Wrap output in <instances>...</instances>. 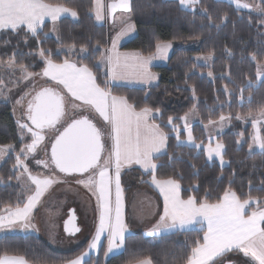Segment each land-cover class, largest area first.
I'll use <instances>...</instances> for the list:
<instances>
[{
	"label": "trees",
	"instance_id": "obj_1",
	"mask_svg": "<svg viewBox=\"0 0 264 264\" xmlns=\"http://www.w3.org/2000/svg\"><path fill=\"white\" fill-rule=\"evenodd\" d=\"M52 4H62L77 11V19L61 17L57 22L58 37L50 34L49 22L42 25V31L33 36L22 30L0 31V61L15 57L16 65H24L28 71L40 73L45 67L41 49L51 50L56 63L75 58L86 64L97 76V83L111 94L127 98L139 110L149 107L159 109L154 122L167 134L166 154L154 158L162 167L156 170L157 179L171 177L180 184L182 198L195 196L209 203L217 202L225 190H234L241 200L249 197L257 202L264 200V153L249 152L250 125L244 117L264 108V79L257 83V62L264 61V17L256 12L239 9L226 0H200L199 9L185 11L179 0H131V17L136 24V35L125 41L121 48L136 50L142 54H152L157 43H172L199 40L197 47L176 45L166 65L156 66L158 81L153 85L105 84L107 77L95 63L100 52L92 54L93 46L99 45L101 51L108 46V32L105 25L98 24L94 18V0H45ZM264 4V0L261 1ZM201 9H206L203 14ZM227 16V19L223 17ZM211 17V23L208 19ZM251 21V22H250ZM219 25V27H217ZM85 46L89 54L78 55L70 51ZM197 54H211V65L198 64ZM256 59L253 60L252 56ZM210 71L212 76L205 73ZM248 81L252 82L248 86ZM227 89V90H226ZM150 95L145 98L146 94ZM251 97V99H249ZM196 107L200 122L192 126L197 139L206 141L204 125L209 120H219L221 116L230 117L227 129L218 135L224 145L225 164L209 160L204 148L188 145L177 146V130L182 140L185 113ZM237 116L240 118L238 119ZM173 117L172 124L168 118ZM264 134V129L262 130ZM199 135V137H198ZM244 138L239 143L240 137ZM0 144H13V151L0 164V211L6 206L22 205L26 194L17 182V172L13 168L22 142L19 140L15 118L9 101L0 100ZM130 173L136 183L148 184L151 173L129 168L121 173L124 179ZM209 193V195H205ZM205 228L198 225L186 231H174L160 235L152 240L142 231L125 236L124 249L107 258L104 257L106 241L102 243L97 255L88 259V264H130L135 259L150 258L153 264H185L186 257L202 241ZM87 243L70 250L55 249L39 231L35 233H12L0 235V256L16 255L24 257L33 264H64L77 257ZM221 258V257H220Z\"/></svg>",
	"mask_w": 264,
	"mask_h": 264
},
{
	"label": "snow or ice",
	"instance_id": "obj_2",
	"mask_svg": "<svg viewBox=\"0 0 264 264\" xmlns=\"http://www.w3.org/2000/svg\"><path fill=\"white\" fill-rule=\"evenodd\" d=\"M234 3L237 10L240 8L253 9L258 15L264 17V4L251 5L241 4L240 0H227ZM200 0H179L182 10L190 11L196 8ZM109 14L115 13L117 9L124 12L132 10L131 0H113L108 5ZM96 19H104V4L102 0H94ZM203 14H207L206 9H201ZM63 14H70L76 18L78 13L74 9L63 5H52L45 0H0V30L11 29L13 31L22 30L26 27L27 32L33 36L38 35V30L42 31V24L45 17L55 23ZM211 23V17L208 16ZM227 19V16L223 17ZM251 22V21H250ZM120 30L112 38V48L101 51L99 42L93 46L92 54L100 52V57L95 66H103L106 71L103 73L107 79L105 84L114 81L135 79L141 83L149 84L156 80V75L149 71L148 64L153 59L152 56L144 57L139 53L120 54L115 51L118 40L126 36L134 28L129 20H121ZM264 23V21H262ZM219 27V25H217ZM55 30V29H53ZM171 47L170 43H157L156 48L160 55H165ZM69 50L78 55H88V49L81 45L78 51L76 46L70 45ZM47 51L49 56L51 50L41 49L40 55L44 58L45 67L42 69L44 77L63 85L67 93L75 101H81L83 105L90 106L95 113L102 118L106 128L97 127V124L82 116L79 119L73 118L67 126L60 131L56 128L60 124L64 115V97L53 89L44 88L37 92L33 100L27 105V123L17 121L21 133L31 136V143L26 144L16 155V164L13 168L23 167L28 178L35 184V191L27 197L23 206H17L13 210L11 206H6V215H0V230L15 228L19 225L22 228L32 227L30 223V213L37 206L41 196L48 187L55 181L50 178L43 180L33 176L27 164L21 160V155L25 158L29 154L37 152L38 146L47 152V145L44 144L45 136L42 130L53 128L58 133L51 144V164L59 169L61 173H88L87 179H80L78 184H84L96 195L97 208L99 209V223L95 234L89 244V252L82 253L76 259L69 261V264H88L91 250L102 247L101 237L106 233L107 248L104 257L120 250L125 245V234L128 231L122 212V188L120 183L121 168L132 163L141 165L145 172L151 173L152 183L159 189L163 196V213L159 215V220L152 229L146 233L151 237L167 234L174 231L190 230L194 225L204 226L206 231L202 237V243L196 241V246L191 249V253L186 257L185 264H216V261L229 252L242 253L246 264H264V200H262L255 211L248 213L246 206L254 198L241 200L234 190H225L223 196L216 203H209L206 199L200 200L195 196L183 199L180 195V184L171 177L167 179H157L156 170L162 165L154 162V157L161 154L164 149L166 154L167 134L159 130V125L149 124L148 119L153 112L159 113V109L149 107L140 108L127 102L125 97L111 95L97 83V76L86 64L77 66L69 60L56 63L49 57H45ZM211 55L204 57L205 60ZM199 59V58H198ZM252 59L256 57L253 55ZM0 66L9 69L16 67L15 57H10L7 62H0ZM20 71L25 73L23 79H28L34 74L27 72L24 65L19 66ZM39 75V74H37ZM211 75V73H209ZM257 78L264 79V65L258 63ZM4 81L0 80V85ZM252 82L248 81V86ZM227 90V89H226ZM150 95L147 93L145 98ZM23 99V97L21 98ZM251 99V97H249ZM17 103H21L18 100ZM74 108L80 105L73 104ZM188 113L177 119L184 120V130L187 131V140H180L179 126H174L177 130V146L188 145L197 149L201 144H197L191 133L190 125L187 123ZM264 117V111L260 113ZM239 119L240 117L237 116ZM228 117L221 116L223 122ZM173 117L168 118V123L172 124ZM259 121L253 119V127ZM212 120L208 124H214ZM207 127V125H205ZM258 131V130H257ZM24 139V136H21ZM110 140V146L106 147ZM254 143L264 153V137L258 134L253 137ZM250 149L252 145L249 146ZM224 146L217 143L215 148L207 149L208 159L213 155L220 158L223 163L222 149ZM12 145H0V157L12 151ZM37 165L43 164L49 168V162L37 160ZM110 170H112L110 172ZM19 179V177H17ZM115 187V199H112V186ZM264 187V185H262ZM206 196L209 193L205 194ZM74 215V210H73ZM67 223L65 231H69ZM75 232H79V227H74ZM0 264H27L23 257L0 256ZM99 264V259H97ZM130 264H152L150 258L135 259Z\"/></svg>",
	"mask_w": 264,
	"mask_h": 264
},
{
	"label": "rangeland",
	"instance_id": "obj_3",
	"mask_svg": "<svg viewBox=\"0 0 264 264\" xmlns=\"http://www.w3.org/2000/svg\"><path fill=\"white\" fill-rule=\"evenodd\" d=\"M227 1V0H226ZM262 0H240L241 4L248 3L251 5H256V4H261ZM48 3V2H47ZM234 4V3H232ZM62 5V4H61ZM235 5V4H234ZM65 6V5H64ZM236 6V5H235ZM67 7V6H66ZM68 8V7H67ZM94 8V5H93ZM199 9V4L196 6V10ZM248 11L255 12L253 9H245V8H240ZM51 35L58 37V30H52L50 32ZM199 44V40H189L187 42H177V45L179 47H197ZM156 50V48H155ZM154 50V52H155ZM146 55V54H144ZM149 55V54H148ZM211 54H197L195 55L196 62L198 64H203V65H211L213 56L211 55V58L208 60H205L204 57L209 56ZM199 58V59H198ZM99 59V58H98ZM97 59V60H98ZM67 60H72L75 61L78 65H80L75 58L67 59ZM0 62H7V61H0ZM261 65H264L263 62H257ZM96 64V63H95ZM102 71L105 72V68L101 66ZM27 72H30L27 70ZM33 73V72H31ZM42 73V71L40 72ZM40 73H33L34 75L32 77H29L28 79H23V76L25 73H22L20 71V68L18 65L14 69H9L5 66H0V80H3L4 83L3 85H0V100L4 101H9L11 104L12 108V114L15 118L16 126H17V131H18V137L19 140L22 142V147L21 149L26 145L31 143V136L30 134L21 133L19 125L17 121H20L21 123H27L29 126L31 125V122L27 120V105L28 102L33 99L35 94L43 88L45 85L43 82H50V77H42L39 76ZM211 73L210 71L206 72L205 74L207 76H212L209 75ZM39 74V75H37ZM49 79V80H45ZM263 79H258L257 78V83L259 84ZM43 81V82H42ZM105 89V88H104ZM108 90V89H106ZM110 92V91H109ZM111 93V92H110ZM66 95V94H65ZM113 95V94H112ZM118 96V95H116ZM23 97V99H21ZM122 97V96H121ZM18 100H21V103H17ZM71 101L75 100H69L68 98H65V108H64V115L61 117V122L60 124H57L56 127H60L61 124L67 123L68 121L72 120L75 115H78L79 113H85L88 115L93 116L95 118L93 111L89 106L83 105L81 101H75L74 104L80 105V108H74L69 107V103ZM129 103V102H128ZM130 104V103H129ZM264 111V108L258 112L251 113L249 115H246L244 117V122L246 125H250L251 133H250V145H252V148L250 149L249 147V152H261L259 147L254 143L253 137L255 135H259L261 137H264L263 134V129H264V117L260 115V113ZM188 115V120L187 123L190 125L191 128V133L194 138L195 143L201 144V148H204L206 152V156L208 158V152L207 149L209 147L215 148L217 143L222 144L221 140H219L217 137L220 135L222 132H224L228 125L230 124V117L229 119H226L225 121L221 122L220 119L214 121V124H206L207 127H205V132H206V141H203L202 139H197L196 135L193 134L192 132V126L198 122H200V116L197 112L196 107L194 106L190 111L187 112ZM226 117V116H224ZM97 118V116H96ZM102 119V118H101ZM253 119H257L259 122L256 124L255 127H253ZM182 123L184 125L185 121L182 120ZM102 127V129L106 128V125L104 124L103 120L99 123ZM55 129L53 128H45L42 130V135L45 136V141L44 144L47 145V152L42 150L41 146H38L37 152L33 154H29L27 158H25L23 155H21V160L24 161L25 164H27L29 171L33 176H36L38 179H45V178H50L54 180L55 182L52 183L48 189L44 192V194L41 196L39 203L37 206L32 210L30 213V223L32 227H29L27 229L20 227L17 225L15 228L12 229H7V230H0V235L1 233H6V234H12V233H35L39 231L41 235H43L50 243L53 245V247L57 250H70L76 247H79L80 245L87 243L86 248L82 251V253L89 252V244L92 241V238L95 234L96 227L98 226V222H96L95 226L93 225V221L88 216V218H83L82 215L80 214L79 217V224L82 227V230L74 235L72 234H67L64 230L63 224L65 219L68 216L69 211L72 208L76 209V205L78 204L77 201H75L72 197H70L67 194L66 190V184H69L72 181L80 180V179H87V176L89 175L88 173H85L83 175H73V176H65L57 173L55 171L54 166L50 162V158L48 156L49 151L48 147L50 144V140L53 138L55 134ZM258 130V131H257ZM24 136V139H21V136ZM188 133L187 131L184 130V135L182 136V140L186 141L187 140ZM199 137V135H198ZM244 141L243 136L240 137L239 143H242ZM110 140L107 142V146H110ZM0 145H12L13 144H0ZM249 145V146H250ZM224 146V145H223ZM14 148V146H13ZM199 148V149H201ZM13 151V149H12ZM21 151V150H20ZM11 151H9L6 155L3 157H0V164L3 163V161L7 158ZM224 152V148L222 149V155ZM161 155V154H160ZM49 162V168H45L43 164L37 165L36 161L37 160H44ZM209 160H216L220 164H225V159L223 157V163L221 162L220 158L213 155L212 159ZM16 164V161H15ZM128 169V168H126ZM124 169V170H126ZM17 172V182L19 185L22 187L23 191L26 194L25 201L27 200V197L31 195L35 191V184L32 183V181L28 178V174L24 172L23 167H17L15 168ZM122 170V171H124ZM135 173H130L125 178L123 179L126 184L128 183H133L132 179L134 178ZM132 178V179H131ZM2 180L0 179V184H2ZM140 184V183H137ZM86 190L88 187H85L84 184H81ZM145 185V184H142ZM181 195V194H180ZM185 199V198H183ZM187 199V198H186ZM257 199L254 198L253 200H250L249 205L246 206V211L252 212L250 208V205L253 203H256ZM216 203V202H215ZM19 206H23L19 205ZM16 206H13V210L15 209ZM6 207L0 211V215H6ZM206 229V223L204 226H202ZM104 235H102L101 240L102 243L104 239H102ZM98 248L97 250H91V255H97L99 252ZM247 258L243 256L242 253L238 252H229L219 258L216 261V264H223L226 261H233L235 264H246Z\"/></svg>",
	"mask_w": 264,
	"mask_h": 264
},
{
	"label": "crops",
	"instance_id": "obj_4",
	"mask_svg": "<svg viewBox=\"0 0 264 264\" xmlns=\"http://www.w3.org/2000/svg\"><path fill=\"white\" fill-rule=\"evenodd\" d=\"M102 2L104 4V19L103 20H97L94 10H93V14H94V18H95L96 22L98 24L105 25V27L107 28V32H108L107 49L112 48V38L115 37L117 32L120 30V27H121L120 21L121 20H129V22L134 25V28L126 36H124L118 40V42L116 44L115 51L120 53V54L139 53L141 56H144V57L152 56L153 59L149 62L148 68H149V71L154 73L157 77L155 81H152L149 84L141 83L135 79L114 81V82L110 81L109 84H111V85L117 84V85L148 86V85H153V84L157 83L159 76H158V73H156V71L154 70V67L163 66V65L167 64V62H168V60H169V58H170V56L174 50V47L177 45V43H172L170 41L160 42L161 44H164V43H170L171 44V47L167 50V53L163 56L158 53L157 48H156L155 52H153L152 54H149V55H144V54H142L136 50L122 49L121 45L125 41L133 38L136 35V33H137L136 24L133 21L130 12H124L121 9H117L115 13L109 14L108 5L110 3H112L113 0H102ZM49 4H52V3H49ZM52 5H61V4H52ZM62 17H69L71 19H77V17L76 18L71 17L70 14H63ZM58 20L55 23H53L50 18L45 17L43 24H45L46 22H49L50 27H51V31L53 29L56 30ZM22 27H24V26H22ZM0 31H2V30H0ZM69 61L72 63H76L75 61H72V60H69ZM77 66H80V65L77 64ZM105 71H106V69H105ZM39 76L44 77L42 75V73H40ZM45 80H49V79H45ZM50 81H51V83L50 82H43V81L42 82L44 84H47L46 87L56 90L63 97L68 98L69 100H74L70 96V94L67 93V90L63 87V85H60L56 81H53L51 79H50ZM106 91H109V90H106ZM113 96H116V95H113ZM117 97H121V96H117ZM74 102L75 101H71V103H69V107H72ZM91 110L94 113L95 119L98 120L99 122H101L102 119L99 117V115L97 113H95L94 109H91ZM137 111H139V110H137ZM96 116H97V118H96ZM155 116H156V113L153 112L152 116H150L148 119L149 124L158 125L156 122H154ZM159 130L161 132H163V130L160 127H159ZM166 148H167V141H166ZM164 152H165V150L162 149L161 154ZM158 155H160V154L155 155V157ZM126 168H137L142 173L145 172V170L143 169V167L141 165H138L135 163L123 166L121 168V171L126 169ZM111 171L112 170H110V172ZM134 176H138V174L135 173ZM77 181L78 180L72 181L69 184H66L67 194L70 197H72L75 201H77L78 204L75 207H76V210L78 212L79 217H80V214L85 219L88 218V216H90V218L93 221V225L95 226L96 222L99 221V209L97 208L96 195L93 194V192L95 190L93 189L90 191L89 188L86 190L81 184H78ZM132 182L133 183L126 184L124 182L123 178L120 176V183H121V188H122V212H123V218H124L125 224L127 225V229H128L125 236L128 233L138 232V231H142L146 235V233L148 231H150L152 229L153 225H155L156 222L159 220V215L163 213V204H164L163 196L160 193L159 189L152 183V180L148 184H145V185L137 184L136 183L137 181L134 178L132 179ZM112 199H113V201L115 199L114 184L112 186ZM255 210L256 209L251 210V211H255ZM249 213H251V212H249ZM195 226L196 225H194L192 227H195ZM4 234H6V233H1V235H4ZM159 236H156V237L148 236V237L152 240H155ZM102 239H104V241H106V248H107L106 233L104 234V237ZM123 249H124V246H122V248L120 250L115 251L114 253L110 254L109 256H111L113 254H117V253L121 252ZM80 255H78V256H80ZM8 256H16V255H8ZM16 257H22V256H16ZM76 258H74V259H76ZM74 259H72V260H74ZM27 264H33V263H30L27 261ZM64 264H69V261L64 263Z\"/></svg>",
	"mask_w": 264,
	"mask_h": 264
},
{
	"label": "water",
	"instance_id": "obj_5",
	"mask_svg": "<svg viewBox=\"0 0 264 264\" xmlns=\"http://www.w3.org/2000/svg\"><path fill=\"white\" fill-rule=\"evenodd\" d=\"M56 92V91H55ZM82 116H80V117H75V119H79V118H81ZM71 122V120L68 122V123H70ZM94 122V121H93ZM95 123V122H94ZM67 126V124H65L64 125V127H66ZM98 127V126H97ZM63 130V128L60 130V131H62ZM58 134V133H57ZM106 147H107V144H106ZM49 157H51V144H50V146H49ZM54 168H55V166H54ZM55 170L58 172V173H60V174H62V175H65V176H73V175H83V174H80V173H61L60 171H59V169H56L55 168ZM73 210H74V215H73ZM66 222H68L67 223V226H68V229H69V231H65L67 234H72V235H74V234H76V233H78V232H75L74 231V227H79L80 228V231H81V229H82V227L79 225V222H78V214L76 213V210H75V208H72L70 211H69V213H68V216H67V218L65 219V221H64V224H63V227H64V230H65V224H66ZM79 231V232H80ZM223 264H235V262H233V261H226V262H224Z\"/></svg>",
	"mask_w": 264,
	"mask_h": 264
},
{
	"label": "flooded vegetation",
	"instance_id": "obj_6",
	"mask_svg": "<svg viewBox=\"0 0 264 264\" xmlns=\"http://www.w3.org/2000/svg\"><path fill=\"white\" fill-rule=\"evenodd\" d=\"M88 117H89V116H88ZM90 117H91V116H90ZM90 117H89V118H90ZM91 118H92V117H91ZM91 118H90V119H91ZM92 119H93V118H92ZM93 120H94V119H93ZM94 121H95V120H94ZM60 127H61V126H60ZM56 128H58V129H59V127H58V126H57Z\"/></svg>",
	"mask_w": 264,
	"mask_h": 264
},
{
	"label": "bare ground",
	"instance_id": "obj_7",
	"mask_svg": "<svg viewBox=\"0 0 264 264\" xmlns=\"http://www.w3.org/2000/svg\"><path fill=\"white\" fill-rule=\"evenodd\" d=\"M90 119V118H89ZM92 119V118H91ZM93 120V119H92ZM63 127H59V130H61Z\"/></svg>",
	"mask_w": 264,
	"mask_h": 264
}]
</instances>
